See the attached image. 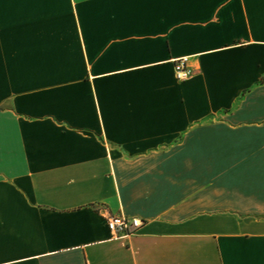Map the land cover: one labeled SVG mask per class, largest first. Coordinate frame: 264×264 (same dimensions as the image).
Returning <instances> with one entry per match:
<instances>
[{
	"label": "crops",
	"instance_id": "obj_1",
	"mask_svg": "<svg viewBox=\"0 0 264 264\" xmlns=\"http://www.w3.org/2000/svg\"><path fill=\"white\" fill-rule=\"evenodd\" d=\"M0 264H264V0H0Z\"/></svg>",
	"mask_w": 264,
	"mask_h": 264
},
{
	"label": "built area",
	"instance_id": "obj_2",
	"mask_svg": "<svg viewBox=\"0 0 264 264\" xmlns=\"http://www.w3.org/2000/svg\"><path fill=\"white\" fill-rule=\"evenodd\" d=\"M187 62V58L175 62V76L179 81H186L193 74V70L188 66ZM106 223L112 237L115 239L129 238L135 235L144 224L141 219L128 217L124 214H108Z\"/></svg>",
	"mask_w": 264,
	"mask_h": 264
}]
</instances>
